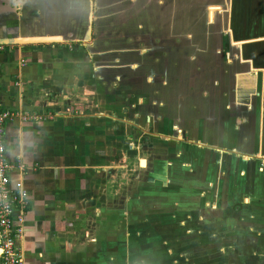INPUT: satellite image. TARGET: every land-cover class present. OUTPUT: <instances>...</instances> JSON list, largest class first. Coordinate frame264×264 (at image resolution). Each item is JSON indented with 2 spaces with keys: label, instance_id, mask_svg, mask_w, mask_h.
Returning <instances> with one entry per match:
<instances>
[{
  "label": "crops",
  "instance_id": "crops-1",
  "mask_svg": "<svg viewBox=\"0 0 264 264\" xmlns=\"http://www.w3.org/2000/svg\"><path fill=\"white\" fill-rule=\"evenodd\" d=\"M246 2L259 9L264 5V0H227L225 30L229 36L233 8L236 3ZM30 3L31 0H21L20 4L0 0V44H5L0 51V106L37 117L24 122L14 119L3 128L6 161L12 164L19 160L29 168L21 177L28 206L16 248L22 264H113L115 227L106 218L100 221L96 198L98 174L108 169L107 164L100 163L111 156V139L108 132L101 135L100 119L109 118L94 113L96 104H84L93 100L97 89L94 67L84 71L75 53L63 51L68 47L63 42L66 27L58 21L54 26L55 20L49 26L36 23L34 17L42 7H32ZM254 16L251 20L245 18L246 23L241 25L245 36L236 38L235 67L227 87L213 81L210 90L199 92L197 98L206 102L207 110L203 119L196 116L188 124L192 132L188 142L211 160V173L213 157L220 159V165L222 159H231L238 166L232 171L240 176L237 186L241 188L250 181L254 188V180L264 179V166L260 168L256 160L264 155V57L243 55L245 46L252 42L264 45L263 13L254 11ZM42 38L53 42L35 43ZM230 61L226 59V64ZM199 102L193 99L190 105L197 106ZM81 107L86 114L78 112ZM220 167L222 179L227 170ZM190 168L188 172L193 175ZM253 168L258 174L253 173ZM211 173L209 179L203 180V188H189L195 196L211 195ZM254 174L256 179H249ZM9 176L11 181L19 178L14 171ZM195 176L189 179L193 185L197 184ZM202 191L206 194L202 195Z\"/></svg>",
  "mask_w": 264,
  "mask_h": 264
},
{
  "label": "rangeland",
  "instance_id": "rangeland-1",
  "mask_svg": "<svg viewBox=\"0 0 264 264\" xmlns=\"http://www.w3.org/2000/svg\"><path fill=\"white\" fill-rule=\"evenodd\" d=\"M87 4L89 6V3H86V8ZM210 8L218 9L212 12V18L209 16ZM227 8V0H99V4L94 6L96 12L93 13V18L97 20V29L94 32L96 37L87 47L91 49L99 45L97 47L99 54L115 56L116 59L109 58L102 66L106 68L104 71L113 73L117 80L122 77L114 66H121L122 63L119 62L127 59L130 64L128 63V68H124V72L137 78L145 76L146 85L142 84L144 80L132 84L139 86L137 92H143L150 101L153 98L161 99L166 105L165 108L169 105V109L172 110L177 95L172 80L184 85L188 82V75L181 74L182 76L173 79L168 68H164L165 74L168 73L170 79L165 82L170 83L164 84L165 87L157 91V84L164 80L160 73L164 72L158 70L159 68L156 70L155 65L158 61L156 57L167 54L170 56L171 53L166 54V49L173 50L174 43L179 38V55L185 56L180 58L181 61L185 58L182 64L184 68L180 71L185 72L186 64L192 57L189 49H192L193 45L202 47V39L206 38L204 45L206 44L205 49L210 51L211 58L207 59L205 67L210 66L213 72V63L216 64L219 57L215 58L216 60L212 57L216 56L214 52L219 50L216 47L221 36L226 35ZM174 21L176 29L178 27L175 33L172 32ZM116 60L118 63L115 62ZM163 65L165 66V63ZM108 66L111 67L108 69ZM159 67L161 68L160 65ZM83 70L86 71L85 68ZM191 72L193 71L189 74ZM106 75L112 76L107 73ZM115 78H111L114 83L117 81ZM101 82L104 83L105 80ZM101 97L95 94L91 102L84 101V104L87 107H91L92 104L101 106L103 103ZM84 98L87 99L86 96ZM70 110L68 109L67 112L69 113ZM94 113L110 115L108 112ZM143 113L150 117V123L142 127L143 114L138 118L139 120L133 121V125L137 128L136 137L134 135L136 141L129 150L125 146L116 145L114 138L109 141L113 153L110 151L109 159L100 163L107 164L108 169L105 172L100 171L96 181L100 185L96 193V198L99 200L100 221L104 222L106 218L115 227L114 256H111V262L113 264H264V179L257 181L255 175L258 173L253 168V173L256 174L249 179L253 177L256 179L255 187H252L253 183L250 181L241 188L237 186V178L240 176L232 171L238 167L236 162L231 159L228 162L221 160L223 169L227 170L221 179L220 159L213 157L211 164L213 174L209 166L204 171L205 166L202 164L203 168L194 172L196 180L209 179L211 173V177L213 176L211 195L195 196L196 193L189 190L186 182L193 178L194 174L186 175L188 171L180 168L173 173L177 177L180 176L181 181L178 184L166 185L167 188H159L156 185H153V188L148 185L143 187L141 184L145 182L146 170H153V175L156 177L164 171L156 169L163 167L162 161L166 152L170 154L174 152L175 157L178 156L177 151L184 152L186 158L183 157L182 162L185 165L190 164L189 160L197 157L195 153L189 152V149L172 145L174 142L169 141L171 139L169 137L165 139L169 143L167 146L159 143L163 136H157L150 141L153 143L152 149L147 146L149 143L147 144L146 141L142 143L141 137L147 133L157 135L152 122L153 112H150L149 108L148 112ZM100 125L103 126L100 130L101 135H105L102 134L104 132H112L109 122L104 125L102 121ZM115 128L117 135H126L127 126L122 127V124L117 122ZM160 135L165 134L160 133ZM112 136L114 137L113 133ZM186 155L189 157L187 158ZM175 157L168 156L165 162L177 159ZM145 159L148 161L147 168H145ZM198 159L202 160L200 155ZM223 169L221 171H224ZM214 171L218 172L217 176L214 175ZM244 176L246 177V174ZM151 180L153 181V178ZM185 188L188 189L183 191ZM146 192L148 195H153L145 196ZM201 194L206 193L202 191ZM209 200L211 203L208 202ZM103 224L101 223L100 226Z\"/></svg>",
  "mask_w": 264,
  "mask_h": 264
},
{
  "label": "flooded vegetation",
  "instance_id": "flooded-vegetation-1",
  "mask_svg": "<svg viewBox=\"0 0 264 264\" xmlns=\"http://www.w3.org/2000/svg\"><path fill=\"white\" fill-rule=\"evenodd\" d=\"M31 2L32 3L30 4L32 5V7H39V8L42 7V12H40L39 15H36L34 17L35 21H37L36 23L49 26L48 23L53 22L55 20L54 26L56 25L55 22L58 21L61 24V26L63 25V27H66L67 33L63 37L64 38L63 42H66L68 47H63V51H65L66 53L70 52V55L75 53L77 57L79 56L77 60H79L78 62L81 63V67L85 68L86 71L89 70L88 72H90L91 67H94L93 74L95 78L98 80L96 83L97 92L95 91V89H94V92L96 95L102 96L101 98L103 102L101 106L100 104L94 105L95 107L94 111L110 113V115L105 114L107 116V119L109 118L108 121L106 120L105 122L103 118H101L100 120H101V123L102 121L103 123L105 122L106 124L108 122L110 123L112 132L109 133V137L111 141H112V138H114L116 140L115 141L116 145L125 146L127 150H129L133 146L132 143L136 141L135 137H136L137 128H136V125H133L134 124L133 121L139 120L138 118H141V115L143 114L144 120L142 121L141 124L143 128L146 127L150 123L149 121L150 117H148L147 115H144L143 112L145 111L148 112V109L150 108V112H153V115H154V118H152V122L155 125L154 127L156 128L157 135L147 133L145 136L141 137L142 143L146 141L147 144L149 143L147 146H149L150 149H152L153 143H151L150 141H152L153 138L160 135V133H163L165 135H160V136H163L162 139L159 140L160 144L167 146V144L169 143H167L168 141L166 142L165 139L166 137H169L171 138L169 141L174 142L172 143V145L176 144L178 145V147L182 146L185 150L189 149V152L195 153L194 155L197 156V157H194L192 160H189L190 164L185 165L182 162V160L186 158L184 157L185 156L184 152L180 153V151H177V154H178L177 157H175L174 152L171 154L170 152H166L164 155V160L162 161L163 167L160 166L159 168L156 169L159 171H162L163 169L164 171L162 172V174L160 172L158 174V177H156V175H153L154 173L153 170L151 171L146 170L145 171L146 175L144 179L145 182L144 184H141L143 187H146L148 185V186H152L153 188V185H156L159 188H167L168 186L166 185L173 186L176 183L178 184L179 181H181L180 176L177 177L173 174L174 170H177L180 168L181 170L188 171V166H189L191 167L190 170H192L193 168V172H195V169L196 171H198V170H201L200 168H203L201 164L204 165L205 167L206 165L209 166V163L211 160L210 161L208 160V158L205 155V152L203 151L204 153H202L201 152L202 149H196V147L194 146L195 144H191L190 142H188V141H191L192 139V135H191L192 132H191L190 127H188V124H190L192 120L194 121L196 116L203 119L202 116L205 114V111L207 110V106L204 105V103L206 102L204 100H200V98H197V94L199 92L202 93L203 91L210 90L209 85L213 81H215L216 84L220 83L221 85H224L223 88L227 87L228 77L231 76L232 74L231 72L233 68L235 67L234 61H236V55H237V48L235 46L237 42L236 38H239V37L241 38L242 36H245L244 34L245 31L241 29V25L246 23L245 18H248V20L249 19L251 20L255 17L254 11H257L258 13V11L261 10L263 13V18H264V5L263 7L259 9V7L256 5L250 6L248 2H246V4L244 3L235 4L233 8V18H232V23H231L232 32L230 36L228 35V33H226V35L224 34L221 36L222 38L219 41V45L218 47H216V49H219V50L215 51L214 53L216 54V56L213 55L212 57L214 60H216L215 58L219 57L216 60V64L213 63L214 64L213 72L210 66L207 68L205 67L207 59L211 58L209 54L210 51L205 49L206 44L204 45V43H205L206 38H204V40L202 39L203 41L201 42L203 43L202 47H197L196 45H193L191 46L192 49H189L191 53L190 56L192 57L189 58L186 64L185 72L180 71L182 68H184V66L182 67V64L183 62H185V58L183 59V61H181L180 58L185 57V56L179 55V46H180L179 38H178V41L174 43L173 50L168 51V49H166L167 50L166 54L171 53L170 56L167 54L166 56L162 55V56L156 57L159 61V62L156 61V65H155L156 70L157 68H159L158 70H160L161 72H164V73L159 72L160 74L163 75L164 80L163 82L159 81V84H157V89H156L157 91L163 89V87H165L164 84L169 85L170 83V82H165V80L170 81V79H169V76L167 75L168 73L165 74L164 68L165 69L168 68V72L171 73V76L173 77V79L178 78L179 76H182L185 74L188 75V79H187L188 82L184 83V85L176 81L174 82L172 80L174 84V90L177 95L175 96V103L173 105V109L171 110L169 109L170 108L169 105L167 106V108H165L166 105L164 102H162L161 99L153 98L150 101V100H147L148 99L147 95H144L143 92H137L139 86H132V84L138 81L140 82V80L141 81L144 80L145 76L142 75L140 76V78H137L136 76L132 77L128 75V73L124 72L125 70L124 68H128L130 64L127 59H125L124 62L123 61L119 62V63H122V65L120 64L121 66H114L115 68L118 69L117 71L119 72V75H121L122 77L120 80H117L114 77L113 73H111L110 71H104L106 68L102 66L103 64H105L104 62H106V60H108L109 58L114 59L115 56H111V55L106 56L105 54H99L98 52L99 48L97 49L99 45L93 46V48L91 47V49L87 47L90 44V42L91 43L93 42L94 36H95V34L93 35V33L97 29L96 27L97 20L93 18V13L96 12L94 9V6H96L97 3L99 4V0H88L87 2L85 0H43L40 3H37L35 0H31ZM86 3H89V6L87 4V8H86ZM249 12L251 13V16H249ZM245 13H247L246 16L248 17H245L244 15ZM88 16L90 18L89 22L87 19ZM209 16H210V13H209ZM52 24H51V27H52ZM87 27L90 28V32H89L90 39H89V36L85 34V30L87 29ZM175 29H176V23L174 21V28L172 32L175 33L178 30V27L176 30ZM3 45L5 44H2V43L0 44V46L4 48ZM250 54H252L253 57H255V59L257 58L262 59L264 57V45L261 46L259 44L258 46V44H255L252 42L249 45L245 46L243 55L248 56ZM226 59L231 60L230 61L231 64L229 65L226 64ZM115 62L118 63L117 60ZM161 62L162 64H160ZM163 63H165V66L163 65ZM159 65L161 66V68L159 67ZM109 67L111 66H108V69ZM190 71H193V72L189 74ZM106 73L112 74V76L111 75L108 76L106 75ZM220 73L222 75H220ZM204 76H207V77H204ZM111 78H115V80H117L116 83H114L113 79ZM101 80L102 81L105 80V82L100 83ZM109 81L111 82L109 83ZM142 82H143L142 83L143 85H146L145 80ZM193 99H196L197 102L200 101L199 103H197L198 104L197 106L190 105L193 102ZM163 109H166V110H163ZM78 112L80 114L87 113L86 110L82 107H81V110ZM102 115L104 116V114ZM200 118H197V119H200ZM117 122H120V124H122V127L124 126L128 127L126 135H123V136L117 135L116 128H115V124ZM202 129L203 127L200 128L201 135H202ZM112 133L114 134V137L112 136ZM110 148H112L111 145H110ZM110 151L112 152V150ZM201 154L203 156H201ZM198 155L201 156L202 160L198 159ZM168 156H170L171 158L175 157L177 159L173 161L165 162V159ZM186 156L187 158L189 157V155H186ZM204 157L207 161L204 160ZM144 161H145V168H147L148 161L146 159ZM185 174L192 175L189 172ZM165 177H167V179H165ZM152 178H153V181L151 180ZM201 179L202 178H200L199 180H196L197 184H194V185L190 182V180H188L186 181L188 184L187 186L189 188L190 187L193 188V186L194 187L204 186V184L206 183H204L203 180ZM200 182H203V184H199ZM200 188H203V187H200ZM187 189L185 188L183 189V191H186ZM147 195L148 193L146 192L145 196ZM151 195H148V196H151Z\"/></svg>",
  "mask_w": 264,
  "mask_h": 264
},
{
  "label": "built area",
  "instance_id": "built-area-1",
  "mask_svg": "<svg viewBox=\"0 0 264 264\" xmlns=\"http://www.w3.org/2000/svg\"><path fill=\"white\" fill-rule=\"evenodd\" d=\"M3 47L0 46V51ZM17 119L21 122L35 121L32 114L6 110L0 106V260L1 264H22L16 242L22 236V225L28 206L27 191L21 177L29 169L19 160L8 163L5 159L4 124ZM260 168L264 166V155L256 159ZM16 172L18 179L11 181L9 174Z\"/></svg>",
  "mask_w": 264,
  "mask_h": 264
},
{
  "label": "water",
  "instance_id": "water-1",
  "mask_svg": "<svg viewBox=\"0 0 264 264\" xmlns=\"http://www.w3.org/2000/svg\"><path fill=\"white\" fill-rule=\"evenodd\" d=\"M87 19H88V22H89V21H90L89 16L87 17ZM89 32H90V28L87 27V29L85 30V34L89 36ZM31 41H32V40H31ZM31 41L29 40L28 42L31 43ZM34 41H40V42H35V43H51V42H53V40H50V38H42V39H39V40L36 39V40H34ZM32 43H33V42H32Z\"/></svg>",
  "mask_w": 264,
  "mask_h": 264
},
{
  "label": "bare ground",
  "instance_id": "bare-ground-1",
  "mask_svg": "<svg viewBox=\"0 0 264 264\" xmlns=\"http://www.w3.org/2000/svg\"><path fill=\"white\" fill-rule=\"evenodd\" d=\"M217 10V8H210V10H209V12H210V18H212V12L213 11H216ZM142 165H143V162L141 163Z\"/></svg>",
  "mask_w": 264,
  "mask_h": 264
},
{
  "label": "clouds",
  "instance_id": "clouds-1",
  "mask_svg": "<svg viewBox=\"0 0 264 264\" xmlns=\"http://www.w3.org/2000/svg\"><path fill=\"white\" fill-rule=\"evenodd\" d=\"M15 2H16L17 4H20V3H21V0H15Z\"/></svg>",
  "mask_w": 264,
  "mask_h": 264
}]
</instances>
